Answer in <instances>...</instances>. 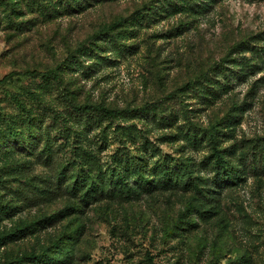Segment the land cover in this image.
Segmentation results:
<instances>
[{
  "label": "rangeland",
  "instance_id": "1",
  "mask_svg": "<svg viewBox=\"0 0 264 264\" xmlns=\"http://www.w3.org/2000/svg\"><path fill=\"white\" fill-rule=\"evenodd\" d=\"M0 264H264V0H0Z\"/></svg>",
  "mask_w": 264,
  "mask_h": 264
},
{
  "label": "trees",
  "instance_id": "2",
  "mask_svg": "<svg viewBox=\"0 0 264 264\" xmlns=\"http://www.w3.org/2000/svg\"><path fill=\"white\" fill-rule=\"evenodd\" d=\"M85 110H89L91 109V107L89 106H82ZM97 108L107 117H114L115 115H117L118 113L121 112V110H116V109H109V108H105L102 106H97ZM133 111L139 110V108L137 109H132ZM124 111V110H123Z\"/></svg>",
  "mask_w": 264,
  "mask_h": 264
}]
</instances>
